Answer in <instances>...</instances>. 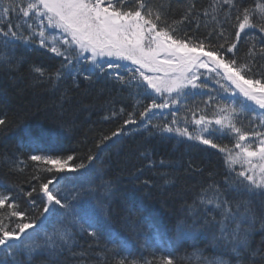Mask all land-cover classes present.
Returning <instances> with one entry per match:
<instances>
[{"label": "snow or ice", "instance_id": "1", "mask_svg": "<svg viewBox=\"0 0 264 264\" xmlns=\"http://www.w3.org/2000/svg\"><path fill=\"white\" fill-rule=\"evenodd\" d=\"M173 4L182 6L178 19ZM244 37L248 47L241 56ZM34 45L59 58L55 69L32 65L37 83L55 87L71 80L79 88L82 79L101 85L97 98L116 90L135 103L117 112L107 101L112 110L103 119L123 116V123L99 137L87 162L77 163L75 154L45 151L41 138L25 129L33 172L26 189L0 180V264H33L40 255L47 264H61L62 258L64 264H232L223 256L203 257L198 249L178 258L179 246L197 235L210 237L235 264H264V0H209L207 6L197 0H0V67L27 63L17 49ZM195 96L206 97L203 107L188 106ZM8 123L7 115H0V130ZM137 130L195 141L224 157L223 172L209 171L207 186L191 203L185 201L171 229L149 223L152 236L143 247L162 254L139 261L129 259L131 244L112 225L115 181L95 164L110 143ZM226 136L233 138L231 146L217 142ZM139 157L156 166L149 150ZM6 163L13 173L28 167L22 158ZM159 164L172 166L163 159ZM66 172L81 174L83 182L68 187ZM141 183L150 185L149 180ZM136 211L145 209L141 204ZM256 232L261 239L253 247ZM85 237L96 247L112 245L102 249L113 253L112 260L90 259L93 245L83 249L79 244Z\"/></svg>", "mask_w": 264, "mask_h": 264}, {"label": "trees", "instance_id": "2", "mask_svg": "<svg viewBox=\"0 0 264 264\" xmlns=\"http://www.w3.org/2000/svg\"><path fill=\"white\" fill-rule=\"evenodd\" d=\"M155 4L167 3L168 0H153ZM201 6H207L209 0H197ZM250 4L253 0H244ZM176 10V18H179L182 6L173 4ZM13 17V23H15ZM201 31H204L202 28ZM248 37H244L239 45L242 56L248 47ZM17 55L26 58L27 63L15 68L0 67V115H7L8 126L0 130V180L9 184H16L28 188L26 181L29 180L33 168V162L27 157L32 154L28 146V137L25 129L33 136L41 138V147L47 152L59 154H75L77 163L95 152V142L100 136L110 134L123 123L124 117L103 119L112 110V105L107 101L114 102L116 111L127 105V110L135 101L127 92L116 90L97 98L101 85L89 86L81 79L80 87L76 88L71 80L61 82L52 87L48 83H37L32 65L55 69L59 67V58L46 49L34 45L31 49L20 47ZM211 88V87H210ZM215 88V87H212ZM217 89V88H216ZM215 94L214 92L212 93ZM203 99L206 97L195 96L188 100V106L199 105L203 107ZM148 101H145V104ZM221 102V101H220ZM137 113L142 107L137 108ZM186 109L181 106L179 116L183 119ZM191 119V114L188 113ZM162 119V118H161ZM170 119V117H168ZM155 122V121H154ZM248 126L247 119L242 121ZM71 127V131H69ZM226 138L218 140L220 144L232 145ZM145 149L152 153V159L156 166L149 167L147 161L139 157V153ZM23 159L28 167L23 172H11L6 163L9 159ZM164 160L172 166L161 167L159 162ZM223 154L216 149L200 145L195 141L178 142L176 139L161 138L159 135L149 136L142 130L124 135L116 143H110L95 162L96 167L102 166L107 173V178L115 181V195L112 202V225L114 229L126 238L131 244L132 257L138 261L151 260L162 253L153 248L143 247L145 238H151L152 229L149 223L160 226L162 229H171L176 219L182 214V206L185 201L191 203L195 194L199 193L201 186H207L209 171L223 172ZM189 163L193 168H189ZM194 168L202 169L201 172ZM142 169V173L137 170ZM68 177L66 184L72 187L82 181L81 174H65ZM90 176L91 174H87ZM139 175V180L134 177ZM87 177H84L86 179ZM216 179H221L217 176ZM149 180L150 185L145 186L141 182ZM96 183H99L97 180ZM143 205L145 211L137 212L136 209ZM145 217L148 219L146 220ZM259 227V225H257ZM168 235L172 233L169 231ZM261 239V234L256 232L253 236V247ZM83 249L89 244L93 245L90 259L100 260L102 257L112 260L111 251L104 253L102 249L113 246L101 242L99 247L87 237L79 240ZM200 250L203 257L212 259L223 256L231 259L235 264L234 257L223 253L216 248L210 237L197 235L195 239L188 240L179 246L175 255L178 258L185 257L195 250ZM80 249H78L79 251ZM100 253L99 256L96 254ZM48 258L44 255L37 256L33 264H47ZM64 264V258L61 259Z\"/></svg>", "mask_w": 264, "mask_h": 264}, {"label": "rangeland", "instance_id": "3", "mask_svg": "<svg viewBox=\"0 0 264 264\" xmlns=\"http://www.w3.org/2000/svg\"><path fill=\"white\" fill-rule=\"evenodd\" d=\"M124 63H129L130 64V62H124ZM214 85V86H213ZM209 86L212 88V87H215V88H217L218 89V87H217V85H215V83L213 82V81H209ZM254 107H255V105H253ZM180 113V112H179ZM179 113H178V116H179ZM169 117H170V119H171V116L169 115ZM180 117V116H179ZM181 118V117H180ZM169 119V120H170ZM182 119V118H181ZM228 138H231L230 136H227Z\"/></svg>", "mask_w": 264, "mask_h": 264}]
</instances>
